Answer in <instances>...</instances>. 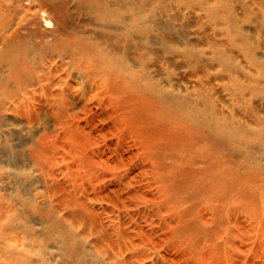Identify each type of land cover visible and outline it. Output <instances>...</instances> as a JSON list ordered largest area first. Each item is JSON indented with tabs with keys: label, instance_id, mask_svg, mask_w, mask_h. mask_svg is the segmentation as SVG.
Masks as SVG:
<instances>
[{
	"label": "bare ground",
	"instance_id": "6f19581e",
	"mask_svg": "<svg viewBox=\"0 0 264 264\" xmlns=\"http://www.w3.org/2000/svg\"><path fill=\"white\" fill-rule=\"evenodd\" d=\"M70 1L0 9V264H264V0Z\"/></svg>",
	"mask_w": 264,
	"mask_h": 264
},
{
	"label": "rangeland",
	"instance_id": "374dc122",
	"mask_svg": "<svg viewBox=\"0 0 264 264\" xmlns=\"http://www.w3.org/2000/svg\"><path fill=\"white\" fill-rule=\"evenodd\" d=\"M108 1H114V0H108ZM167 1H169V0H167ZM115 3L118 5V6H120V5H122L121 4V1H119V0H115ZM141 3H145V5L147 6V8H148V10H152L154 7H157V5H158V3L155 1V0H144V1H139L138 2V5L137 6H139V7H141ZM125 4V3H124ZM68 8L71 10V11H73V13H72V15H73V17H74V19H73V21L74 22H78V21H83L84 19L86 20V21H90L91 23H92V25L91 26H93V24L94 23H98V24H100V21H98V20H96L95 18H93L92 16H90V17H86V16H82V15H80V16H78L77 14H76V12H74V9H75V7H76V4H75V2L74 1H70L68 4ZM14 6H17V0H1V2H0V9H1V12L2 13H5V14H7L8 13V11H11V9L14 7ZM255 8H258V7H255ZM17 9L18 10H16V8H15V14H14V16H15V18H14V22H16L17 24H19V25H25L28 21H29V19H30V17H31V13L33 12L32 11V5H29V4H26V2H23V4L21 5V8L20 7H17ZM259 9V8H258ZM201 13V12H200ZM199 13V14H200ZM258 13H261V12H259L258 11ZM32 18V17H31ZM21 21V22H20ZM43 24H42V21H40V26H42ZM21 29V28H20ZM20 31H22V30H20ZM69 32V31H68ZM2 34H1V32H0V36H1ZM3 94H1L0 93V99H2L3 98V96H2ZM264 108V107H263ZM6 114V117H9V119L11 118L12 120H17V122L19 121V119L17 118V117H14V116H12V115H10L8 112L7 113H5ZM20 127H19V126ZM4 128H5V130H7V131H10V130H15L16 131V135H15V140H13V143L15 144V145H18L19 143H21L22 141H24V140H28L29 139V135H27L28 133L26 132V130H22L21 129V125H20V123L18 122V124L15 126L14 124H12L11 126H4ZM21 129V130H20ZM33 131H35V129L33 130ZM26 137V138H25ZM2 146V142H0V147ZM22 154H24V155H27V148H23L22 147ZM26 151V152H25ZM26 157V156H25ZM0 158H1V160L2 161H5L6 160V157L5 156H3L2 154H0ZM19 161H21V164H23L24 165V167L26 168L27 166H29L28 168H29V171H27L28 173H31V175H32V177L35 179V180H37L38 182H36L35 184H34V186L33 187H31L30 188V192L32 193V192H34V191H37V190H42L43 189V181H44V178L42 179V175L40 174V173H38V171H36L35 169H33L32 167H31V165H30V163H28L26 160H24V157L23 156H21L20 157V160ZM28 163V164H27ZM263 164H264V162H263ZM6 184V182H2V183H0V185H2V186H6L5 184ZM184 204H186V203H184ZM184 204H182L184 207H182V208H186V207H188L189 206V204H186V205H184ZM186 206V207H185ZM193 209H192V211H195V210H197V211H195V212H190V218L191 219H193L194 217H195V215H196V213L199 211V207H192ZM198 208V209H197ZM29 215V217H33L32 218V224H33V226L34 227H36V228H40L39 227V221L37 220V218L35 217V216H33V215H31V213H29L28 214ZM189 218V219H190Z\"/></svg>",
	"mask_w": 264,
	"mask_h": 264
}]
</instances>
